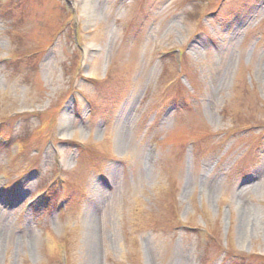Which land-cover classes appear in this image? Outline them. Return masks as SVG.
<instances>
[{
  "label": "rangeland",
  "instance_id": "obj_1",
  "mask_svg": "<svg viewBox=\"0 0 264 264\" xmlns=\"http://www.w3.org/2000/svg\"><path fill=\"white\" fill-rule=\"evenodd\" d=\"M0 264H264V0H0Z\"/></svg>",
  "mask_w": 264,
  "mask_h": 264
}]
</instances>
